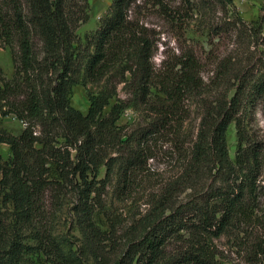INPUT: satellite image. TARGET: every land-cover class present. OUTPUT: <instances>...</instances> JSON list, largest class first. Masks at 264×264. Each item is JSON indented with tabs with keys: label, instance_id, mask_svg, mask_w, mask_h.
<instances>
[{
	"label": "trees",
	"instance_id": "trees-1",
	"mask_svg": "<svg viewBox=\"0 0 264 264\" xmlns=\"http://www.w3.org/2000/svg\"><path fill=\"white\" fill-rule=\"evenodd\" d=\"M134 2L112 0L81 39L88 0H0V48L13 63L10 78L0 68V116L23 124L19 134L0 126L10 151L0 162L2 202L44 226L48 208L71 194L92 264H224L223 238L264 264V141L246 124L264 108V2L247 21L233 0H150L181 40L158 65ZM87 83L100 88L87 94L83 113L70 95ZM192 101L200 117L189 132ZM127 108L138 118L117 125ZM162 158L165 169L155 171ZM108 188L121 201L149 190V207L102 228L96 219ZM22 252L0 241V264H20Z\"/></svg>",
	"mask_w": 264,
	"mask_h": 264
},
{
	"label": "rangeland",
	"instance_id": "rangeland-1",
	"mask_svg": "<svg viewBox=\"0 0 264 264\" xmlns=\"http://www.w3.org/2000/svg\"><path fill=\"white\" fill-rule=\"evenodd\" d=\"M112 0H88L89 19L81 24L77 34L84 38L85 35L94 32L101 17L106 12ZM240 15L247 21L257 19L261 14V7L264 0H233ZM133 14L138 17L140 22L148 28L147 32L156 41L154 62L156 65L161 61L173 58L177 53V46L181 43L178 38V31L174 30L159 13L158 8L151 5L150 0H135L132 5ZM190 43L198 45L197 40H190ZM0 68L6 78H10L13 72V63L9 49L0 48ZM118 86V96L123 97L124 93ZM100 84L86 85L77 84L72 88L70 103L76 109L85 113L89 106L88 93L96 94ZM114 102V98L109 100V106ZM109 106L104 108L107 112ZM192 112L185 122V127L189 132H194L200 117V108L191 102ZM138 118L137 113L127 108L117 120V125L129 124ZM247 128L264 141V108L259 107L255 112L249 114L246 120ZM0 126L13 134H19L23 128L21 121L12 116L0 119ZM226 142L229 156L234 159L236 148L235 127L232 122L227 129ZM10 155L7 144L0 143V162L6 160ZM158 159V166L155 171L165 169L162 161ZM104 168H100L99 177L103 176ZM260 183L264 187V170ZM149 189V188H148ZM149 190H142L132 198L118 200L112 188L100 197L102 208L96 219V223L102 228L110 223L118 227L130 223L135 217L138 218L145 213L149 205L147 204ZM71 194L61 195V205L56 210L49 207V215L44 226L38 223H25L18 217V212L8 204H4L0 194V241L5 249L14 242L15 245L23 247V260L20 264H92V259L86 255L83 247V238L79 231L77 215L73 210ZM264 207V192L261 198ZM262 216V215H260ZM261 230V229H259ZM222 251V261L224 264H252L247 256L244 246L234 244V241L223 238L218 242Z\"/></svg>",
	"mask_w": 264,
	"mask_h": 264
},
{
	"label": "crops",
	"instance_id": "crops-1",
	"mask_svg": "<svg viewBox=\"0 0 264 264\" xmlns=\"http://www.w3.org/2000/svg\"><path fill=\"white\" fill-rule=\"evenodd\" d=\"M6 117V116H5ZM5 117L0 116V119H4Z\"/></svg>",
	"mask_w": 264,
	"mask_h": 264
}]
</instances>
